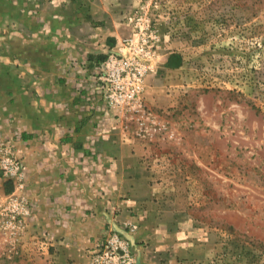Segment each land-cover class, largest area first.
<instances>
[{"label":"rangeland","instance_id":"obj_1","mask_svg":"<svg viewBox=\"0 0 264 264\" xmlns=\"http://www.w3.org/2000/svg\"><path fill=\"white\" fill-rule=\"evenodd\" d=\"M78 22L119 34L99 63L124 49L148 70L138 106L118 115L95 91L97 68L82 65V100L121 116L131 145L98 183L115 197L113 223L80 252L61 245L60 224L28 196L21 133H1L0 264H264V0H0L4 84L27 66L18 39Z\"/></svg>","mask_w":264,"mask_h":264},{"label":"crops","instance_id":"obj_2","mask_svg":"<svg viewBox=\"0 0 264 264\" xmlns=\"http://www.w3.org/2000/svg\"><path fill=\"white\" fill-rule=\"evenodd\" d=\"M72 26L79 30L64 33L65 27L60 32L56 27L50 34L40 26L28 41L17 40L14 55L27 66L16 68L10 84H4V73L0 77L10 97L0 108V134L21 133L16 147L31 169L28 196L38 205V217L60 224V243L74 253L112 225L107 209L115 197H99L98 183L103 186L111 169L121 168L131 145L123 137L122 117L103 115L102 109L91 113L81 95L89 77L82 65L96 68L119 34L109 22Z\"/></svg>","mask_w":264,"mask_h":264},{"label":"built area","instance_id":"obj_3","mask_svg":"<svg viewBox=\"0 0 264 264\" xmlns=\"http://www.w3.org/2000/svg\"><path fill=\"white\" fill-rule=\"evenodd\" d=\"M124 49L113 50L107 58L97 65V85L95 91L104 101L109 110L118 115L138 106L143 83L147 75V67L138 52L135 57L122 53ZM16 173L22 170L17 162H12Z\"/></svg>","mask_w":264,"mask_h":264},{"label":"trees","instance_id":"obj_4","mask_svg":"<svg viewBox=\"0 0 264 264\" xmlns=\"http://www.w3.org/2000/svg\"><path fill=\"white\" fill-rule=\"evenodd\" d=\"M175 58H180L182 59L181 55H172L171 58H170V62H169V65L173 68H179L181 67L182 63H183V60L180 62V63H175L174 62V59Z\"/></svg>","mask_w":264,"mask_h":264}]
</instances>
